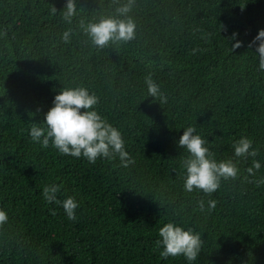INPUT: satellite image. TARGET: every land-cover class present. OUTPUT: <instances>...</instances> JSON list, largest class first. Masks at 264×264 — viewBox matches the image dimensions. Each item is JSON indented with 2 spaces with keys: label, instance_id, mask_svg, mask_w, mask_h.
I'll list each match as a JSON object with an SVG mask.
<instances>
[{
  "label": "trees",
  "instance_id": "obj_1",
  "mask_svg": "<svg viewBox=\"0 0 264 264\" xmlns=\"http://www.w3.org/2000/svg\"><path fill=\"white\" fill-rule=\"evenodd\" d=\"M75 3L67 24L66 0H0V209L8 214L0 264H264V70L259 41L249 47L264 30V0H135V39L104 49L80 21L114 16L119 4ZM149 73L166 103L149 96ZM76 86L99 97L96 110L122 133L134 165L118 157L92 164L32 141L31 124L44 121L62 88ZM188 126L217 161L240 169L211 195L184 190L188 153L178 141ZM242 136L256 157L234 156ZM253 160L261 164L254 176ZM50 184L60 186L59 201L76 199L75 221L44 200ZM209 200L217 202L211 211ZM167 222L201 233L196 260L160 256L155 241Z\"/></svg>",
  "mask_w": 264,
  "mask_h": 264
},
{
  "label": "clouds",
  "instance_id": "obj_2",
  "mask_svg": "<svg viewBox=\"0 0 264 264\" xmlns=\"http://www.w3.org/2000/svg\"><path fill=\"white\" fill-rule=\"evenodd\" d=\"M119 4V0H115ZM135 7V0H126L116 8V15L102 16L98 20L89 21L87 24L80 21L81 30L89 37L91 43L104 49L110 44L128 43L136 37V23L130 13ZM78 9L75 0H66L62 13L65 23L71 24L77 15ZM51 13L56 14V9L51 8ZM71 29L61 34V41L70 43L73 35ZM233 39L235 34H233ZM259 41L256 52L259 54V69L264 70V30H259L257 36L249 44ZM237 41L233 49L240 47ZM149 96L158 98L160 103L167 102L166 94L161 86L153 79L152 73L145 76ZM99 97L90 92L85 86L62 88L54 97L53 106L44 116L42 123H32L30 137L33 142L39 143L42 148L51 146L61 154L71 155L76 158L83 156L89 163H96L98 158L108 160L119 158L122 167L135 164V160L125 149L122 133L110 124L97 110ZM208 141L196 134V129L188 126L180 136L178 146L187 150V157L182 166L186 170L184 176V190L188 193L194 190L202 191L206 195L216 192L222 180H236L240 175L237 162L233 159L217 161L214 154L206 146ZM251 138L242 136L233 144L234 156L237 158L256 157L258 150L252 148ZM261 164L253 160L252 166L247 168L249 175L254 176ZM264 184V178L257 181ZM60 186L57 184L45 185L43 198L48 203L62 204L63 210L70 221H75L76 209L79 207L74 197H67L62 202L57 199ZM215 200L208 201L207 211L216 207ZM198 208L205 212L203 199L198 201ZM53 214H55L53 212ZM8 222V214L0 209V226ZM160 239L155 241L157 248H162V258L183 256L187 261L197 259L203 240L201 233L192 228L185 230L174 222L163 224L158 230Z\"/></svg>",
  "mask_w": 264,
  "mask_h": 264
}]
</instances>
